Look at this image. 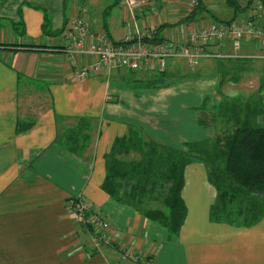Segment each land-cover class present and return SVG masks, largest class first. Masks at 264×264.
Wrapping results in <instances>:
<instances>
[{
  "label": "crops",
  "instance_id": "0c3cea01",
  "mask_svg": "<svg viewBox=\"0 0 264 264\" xmlns=\"http://www.w3.org/2000/svg\"><path fill=\"white\" fill-rule=\"evenodd\" d=\"M238 2L239 8L232 7V15L223 18L202 0L189 21L183 16L187 0H148L133 13L123 0L0 2V264H264V216L250 226L212 221L217 190L201 161L185 167L182 197L187 213L171 237L166 227L104 190L106 155L130 124L176 147L214 135L205 136L208 129L193 119L198 103L187 97L189 104L183 101L181 109L173 104L172 97L174 103L184 99L178 98V84L144 85L157 70L118 66L105 75L74 80V70L93 58L66 52L73 40L69 23L78 13L92 30L104 31L115 41L150 27L164 40L181 42L197 21L247 18L249 9ZM255 21L264 22V16ZM245 41V52L237 57L229 41L210 49L264 67V60L256 57V41ZM186 60L169 61L163 70L168 79L192 69ZM236 84L222 90L236 94ZM186 89L185 94L193 92ZM173 109L190 116L182 127ZM22 119L33 123L19 132ZM73 127L79 131L76 151L65 143ZM74 197L109 221V240L89 230L72 205Z\"/></svg>",
  "mask_w": 264,
  "mask_h": 264
},
{
  "label": "trees",
  "instance_id": "16d2710c",
  "mask_svg": "<svg viewBox=\"0 0 264 264\" xmlns=\"http://www.w3.org/2000/svg\"><path fill=\"white\" fill-rule=\"evenodd\" d=\"M201 1L185 20L194 19ZM228 2L239 8L238 0ZM152 40L164 39L157 34ZM245 61L248 59L218 58L220 79L216 94L206 95L196 108L200 113L198 125L216 128L213 137L176 147L159 142L142 127L130 124L128 132L115 140L106 155L104 190L116 201L136 208L166 227L170 237L184 223L187 213L182 197L184 171L196 161L206 164L208 178L217 190L210 209L212 221L250 226L264 216V123L259 121V116L264 118V81L257 91L247 94L222 90L227 80L238 82L236 74H231L230 79L227 76L231 69L242 71ZM155 72L154 79L143 81L147 88L165 86L168 79L165 71ZM32 123L28 119L18 120L17 129L26 131ZM78 135V127L68 129L65 138L68 149L78 150Z\"/></svg>",
  "mask_w": 264,
  "mask_h": 264
},
{
  "label": "built area",
  "instance_id": "2783aa9c",
  "mask_svg": "<svg viewBox=\"0 0 264 264\" xmlns=\"http://www.w3.org/2000/svg\"><path fill=\"white\" fill-rule=\"evenodd\" d=\"M147 1L123 0L132 13ZM239 1L242 4L243 1L251 0ZM257 1L251 4L247 18L234 19L230 22L216 19L208 22L197 21L181 42L173 40L155 42L152 39L158 33L150 27L137 29L133 34H127L121 41H115L104 31L92 30L85 16L78 13L69 23L68 35L73 40L67 46L66 52L71 57L89 55L93 59L81 68L75 69L72 78L81 80L93 75H105L118 66L130 70L163 71L175 57H184L191 65L200 57L226 59L232 55L221 50L213 51L210 47H220L229 41L238 49L241 41L245 39L256 41L259 46L256 57L264 60V22L259 24L255 21L256 18L264 16V3ZM198 4L199 0H187L184 18L190 16ZM71 202L83 217L85 224L95 231H100L103 239H110V223L96 208L81 199L72 198Z\"/></svg>",
  "mask_w": 264,
  "mask_h": 264
},
{
  "label": "rangeland",
  "instance_id": "374dc122",
  "mask_svg": "<svg viewBox=\"0 0 264 264\" xmlns=\"http://www.w3.org/2000/svg\"><path fill=\"white\" fill-rule=\"evenodd\" d=\"M259 1L262 2L263 0H259ZM0 2H2V0H0ZM205 2L207 4L209 10H211L215 14L219 15L220 17L226 18V17H230L232 15L234 6L232 4H230L228 2V0H205ZM253 2H258V1L257 0L256 1L255 0L243 1L241 5L247 6V9H250L251 4ZM224 12H226V13H224ZM219 21L226 22V21H222V20H219ZM259 23H263V22H259ZM3 24L5 25L6 23H3ZM246 42L247 41L242 40L240 43V46H239L241 48L233 49L232 52L236 55H240V54L244 53L245 47H246V45H245ZM209 58L200 57V58H198L196 63L193 65L192 69H188V71H182L176 77L167 79L166 84L170 85L174 82L172 85L178 84L177 87H179L182 90L178 94V98H181L182 96L184 98V99L182 98L183 100L181 102L179 100H177V103H174L175 99L173 97L171 99L173 104H176L179 109H181V107H182L181 105H182L183 101H184L183 103L187 102V100H186L187 97L190 98L191 104L195 105L198 103V106H200L202 104V102L204 101V98L207 94L206 92H212L218 86L217 69L216 70L211 69L212 65H214L215 63L218 64L217 63L218 59L213 58V57H209ZM227 62H229V61H227ZM186 63L188 64L187 60H186ZM231 65H232L231 63H228V67H231ZM242 65H244V69L242 71H239V69H231L230 68L231 71L227 76L230 79L231 74L237 75L236 77H234L238 81L237 82L238 84L233 86L235 88V91H238L237 93L243 92L245 94L257 91L259 86L261 85V83L264 81V75H262V73H264V67L260 66V65L258 66L256 64V61H251V60L245 61V63ZM187 68H191V67L187 65ZM231 80H233V79L227 80L228 83L225 84L224 87H226L227 85L235 83ZM180 83H183V85ZM134 84H135L134 86L140 87L139 84H137V83H134ZM166 84H164V85H166ZM184 85L192 88L193 92L190 91L189 94H185L187 89H186V86H184ZM157 87H160V86H157ZM161 87H162V85H161ZM163 87H165V86H163ZM186 104H189V103H186ZM173 110L176 113V114L172 113L173 118H176L178 120V122H176L177 126L181 125V127H182L183 125H185L184 121L189 120L190 116H185V115L182 116L180 114L179 110H177V109H173ZM199 116H200L199 111L195 110L193 119H196V121H197ZM205 128L208 129L205 133V136L210 137V135L212 136L215 134V129H216L215 127L209 126V127H205ZM205 128H203V129H205ZM168 130H170V128H167V131ZM209 133H210V135H209ZM191 141H194V140H191Z\"/></svg>",
  "mask_w": 264,
  "mask_h": 264
},
{
  "label": "water",
  "instance_id": "95a60500",
  "mask_svg": "<svg viewBox=\"0 0 264 264\" xmlns=\"http://www.w3.org/2000/svg\"><path fill=\"white\" fill-rule=\"evenodd\" d=\"M259 121H260L261 123H264V118H263V116H259Z\"/></svg>",
  "mask_w": 264,
  "mask_h": 264
}]
</instances>
